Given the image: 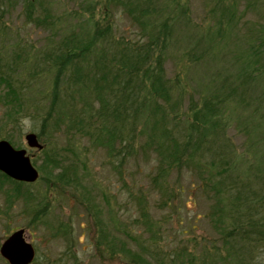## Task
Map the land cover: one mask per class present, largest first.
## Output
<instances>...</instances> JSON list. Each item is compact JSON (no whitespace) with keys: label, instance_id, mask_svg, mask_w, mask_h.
Segmentation results:
<instances>
[{"label":"rangeland","instance_id":"rangeland-1","mask_svg":"<svg viewBox=\"0 0 264 264\" xmlns=\"http://www.w3.org/2000/svg\"><path fill=\"white\" fill-rule=\"evenodd\" d=\"M27 1L0 0V92L12 87L25 105L12 124L0 100V136L15 147L26 148L40 175L33 182L18 184L23 193L19 197L12 193L11 183L0 182V244L21 228L35 249L30 264H127L120 255L109 257L95 248L94 214L100 211L111 233L131 244L134 242L124 231L139 234L144 251L151 249L153 238L164 254L178 246L191 250L193 264H239L238 257L247 264H264V242L240 249L239 256L225 249L208 217L211 201L202 192L185 189L168 198L158 191L152 184L156 167L153 153L138 150L121 165L118 159L107 156L105 148L79 138L73 131L65 133V127L48 136L56 116L43 124L42 118L55 101L46 50L56 47L60 35L81 31L87 19L98 22L101 28L112 22L114 39L135 40L139 30L121 7L107 0H39L49 6L54 22L37 27L25 17ZM149 3L156 6L157 17L165 18L172 28L164 63L172 100L187 108L208 97L228 99L224 111L230 118L227 133L231 147L244 150L247 139L253 136L252 128L258 124L256 137H262V148L264 45L260 43L264 41V0ZM242 94L245 104L235 103ZM27 132H35L45 144L51 141L50 152L56 153L62 164L74 161V168L64 178L67 181L40 180L43 153L28 147ZM261 155L264 160V153ZM175 175L171 173L170 181ZM177 183L185 188L189 180L180 177ZM142 208L156 228L153 237L143 224ZM0 264H8L1 255Z\"/></svg>","mask_w":264,"mask_h":264},{"label":"trees","instance_id":"trees-1","mask_svg":"<svg viewBox=\"0 0 264 264\" xmlns=\"http://www.w3.org/2000/svg\"><path fill=\"white\" fill-rule=\"evenodd\" d=\"M107 2L123 9L139 30L138 37L114 39L112 22L101 28L91 19H87L81 31L60 35L56 47L44 53L53 72L49 82L55 101L42 118L43 124L53 114L56 116L52 132L46 133L53 136L65 127V133L73 131L79 138L105 148L107 156L118 159L121 165L127 164L138 150L153 153L156 163L153 186L168 198L185 189L202 192L211 201L208 217L212 227L233 256H239L240 249L262 244L264 144L260 148L262 137H256L260 127L254 125L253 136L247 139L244 150L238 151L231 147L227 133L230 118L225 114L224 104L228 99L215 95L214 99H203L199 105L180 107L172 100V87L164 68L171 25L165 18L157 17L158 10L149 0ZM24 11L27 20L37 27L51 26L54 22L49 6L39 0H28ZM260 44L264 45V41ZM244 63L247 64L246 60ZM6 88L0 92V100L7 108L4 114L14 124L25 105L17 99L12 87ZM244 96L235 103L244 105ZM42 143L40 180L67 181L64 178L74 168V161L62 164L56 153L50 152L51 141ZM172 172L176 175L170 181ZM180 177L188 178L187 187L178 185ZM0 182L11 183L16 197L23 195L20 182L2 172ZM140 213L153 237L156 228L147 210L142 208ZM94 219V246L104 255H120L127 264H193L194 252L184 246L172 247L164 254L159 242L152 238L151 249L144 251L139 234L124 231L134 242L131 244L106 228L100 211L95 212ZM244 260L238 257L239 264H247Z\"/></svg>","mask_w":264,"mask_h":264},{"label":"water","instance_id":"water-1","mask_svg":"<svg viewBox=\"0 0 264 264\" xmlns=\"http://www.w3.org/2000/svg\"><path fill=\"white\" fill-rule=\"evenodd\" d=\"M25 139L30 147H42L34 132L26 133ZM0 171L13 179L25 182H32L38 177V171L32 165L26 150L14 148L5 139L0 140ZM0 253L9 264H29L35 256L34 247L25 239L24 229L11 233L2 242Z\"/></svg>","mask_w":264,"mask_h":264}]
</instances>
